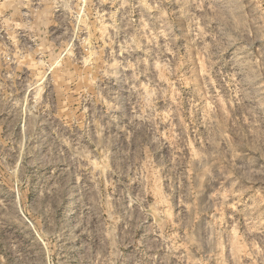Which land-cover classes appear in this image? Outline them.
<instances>
[{
    "label": "rangeland",
    "instance_id": "obj_1",
    "mask_svg": "<svg viewBox=\"0 0 264 264\" xmlns=\"http://www.w3.org/2000/svg\"><path fill=\"white\" fill-rule=\"evenodd\" d=\"M0 264H264V0H0Z\"/></svg>",
    "mask_w": 264,
    "mask_h": 264
}]
</instances>
